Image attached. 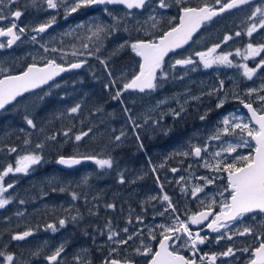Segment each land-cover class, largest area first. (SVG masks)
<instances>
[{
    "label": "snow or ice",
    "instance_id": "6c2138e0",
    "mask_svg": "<svg viewBox=\"0 0 264 264\" xmlns=\"http://www.w3.org/2000/svg\"><path fill=\"white\" fill-rule=\"evenodd\" d=\"M173 2L178 8V14L172 17H164L159 10L170 9L173 5L169 0H26L25 9L32 7L37 12L54 14H50L45 21L37 23L35 26H20L18 21L23 15V11L19 8L13 11L11 8V5H16L18 0H0V22H8V26H0V38H7L6 42L0 40V50L12 48L18 41L22 42V38L26 37L28 42L39 44L45 54L49 52L57 54L58 59L62 61L58 62L56 56L52 58L43 56L40 57L42 62L37 63L35 62L36 57H33L34 62L29 63L18 74H11L9 68L0 66V111H6L7 107L14 103L21 105V102L25 99V94L33 93L34 90L47 85L49 87L48 92L37 96L36 100L31 103L22 105L25 124L30 129H36L37 125L32 111L37 103H42L46 97L53 94L52 89L62 87L60 83L56 82V78L61 76L62 73L84 68L88 65L87 58H93L98 61L106 74L107 82L103 84L104 90L110 93L111 100L118 101L123 105L122 111L126 117L127 125L131 126V131L136 140L140 141L141 137L138 130L144 125L151 122L154 127H159L165 115H171L173 119H178L186 111L184 105L189 102V99L198 101L201 97L191 96L189 93V98L185 99L183 103L180 102L179 97H173L172 99H175L179 105V110L169 108L166 113H162L159 119L155 120L150 116H146L142 125L137 122V117L132 114L133 110L125 103L123 97L126 93L144 94L155 92L170 79L182 80L183 76L177 77L173 73L177 67L185 69V74L189 70L196 71L197 60L193 59V55L198 58V63L204 69H211L214 66L237 68L241 70V75L249 81L253 80L258 70L264 69V57L259 59L255 67H249L246 63L236 64L233 59H230V57L236 56L244 61L255 60V58L261 57V53H264V43L254 45L251 42L254 33L264 30V0L252 7L250 15L246 16L249 23L243 31H236L234 35L225 34L222 41L213 44L205 51H197L193 55L166 61V57L170 53L183 49L185 45L193 40L194 34L213 21L215 17L233 9L253 5V0H215V5L209 4L205 0L203 4L197 7L187 6L186 0H173ZM98 5L104 6L103 11L110 17L111 23L90 18L88 21H82L74 27H70L62 33V36L69 37L74 41L70 45L71 51L66 50V47L69 46L65 45L63 40L60 41L61 46H55V37L40 43L43 35L56 24L60 10H63L64 18L67 19L81 9ZM109 5L123 6L127 11L123 15H117L108 7ZM133 10H138L141 14L147 12V18L143 22L137 21L136 25L130 24V19L134 17ZM165 19L169 25L168 28L160 32L159 35H155L156 32L160 31L161 21ZM121 31L128 33L129 38L116 44L107 56H102L101 53L105 50V41ZM132 31L143 33L144 38L131 39ZM242 35L247 36L250 41L244 45L243 49L237 47L234 53L217 51L221 49L222 45L233 40L234 37ZM126 50H130L134 57L138 59L135 60L133 70H124L119 75H115L111 62L114 57L120 56ZM69 56L75 59L69 60ZM220 93L225 95L221 97ZM244 94L249 98L248 101L241 99L237 92H232V96L247 109V118L235 112L224 115L217 122V125L210 130L203 144L193 143L190 139L185 149L172 154L173 156L198 161L199 167L214 174L211 176H196L192 171L194 168L192 163H189L185 169L176 167L169 169L173 174L182 170L189 173L187 177L179 176L175 183L180 186L181 195H190L192 199L198 200L199 207L202 210L188 214L186 219H181L177 205L164 191V184L158 174L160 169L165 168L169 157H165L164 161L158 165H154L151 160L148 161L155 184L160 189V194L150 195L145 201H141L142 211L146 210L145 205L147 204V206L155 209L154 218L155 216L166 217L170 222L157 224L155 228L145 225L148 240L155 241L159 236L158 247L155 250L142 238L140 239V245L133 249L136 255L150 257L147 264H197L195 259L180 255L178 249L189 248L195 253L198 251V245L210 242L208 235H202L205 228L208 232L217 234L214 237L217 244L225 239L233 241L235 237L251 236L254 239L241 248L230 245L220 253H203L199 257L201 264L205 260L208 261V264H215L218 257H235L237 251L249 254L247 264H264V82L258 88H247ZM203 95L216 96L217 103L215 107L221 109L227 99L224 81H220L218 87L210 89L207 93H201V96ZM60 99L63 100L64 97L61 96ZM168 102V98L159 100L155 107L158 108ZM81 109L82 103L76 102L66 109V114L69 117L75 116ZM151 110L154 111L155 108ZM103 111L102 106L97 107L93 115ZM207 116L208 111L201 114L199 119L202 122L206 121ZM74 128L75 125H72L60 133L48 135L43 141L35 143L34 147L32 141L26 136L23 140L22 152L16 146L5 145L8 155L15 153L16 157L14 163H8L0 168V209H5L13 202V197L6 194L15 187V182L5 184V178L9 174L28 175L35 166L44 163L45 158L42 155V150L46 147L47 141H56L58 135H62L65 138V143L71 142L78 148L80 143L92 132L91 127L86 131H74ZM20 131L24 132L25 129L21 128ZM113 132H115V129ZM126 136L127 131L121 129L119 134L114 135L112 138V143L118 146ZM209 141L219 143L210 145ZM139 147L142 149L143 144L140 143ZM211 148H215V151H210ZM241 148H247L249 151L247 154H241L238 152V149ZM83 161H91L100 170L113 169L115 166V160L111 155L103 156L100 153L87 154L76 151L70 156L59 155L56 159L58 165L68 168L80 165ZM180 162L183 163V161ZM220 173L225 174V176L221 177ZM192 177L201 181V183H192ZM143 178V175H138L135 179L129 181L124 173L120 172L117 182L121 185L136 183L137 180ZM224 180H226V184H224L222 190L218 189L216 193L222 199L218 203L219 210L215 211L216 199L214 197L209 200L201 199V194H205V189L208 186L215 184L217 181L223 183ZM87 183L88 178L84 177L82 184L87 185ZM59 191L65 192L68 191V188L61 187ZM225 193H227V196H225ZM70 195L73 201L80 198V195L75 191L70 192ZM93 199H98V197ZM85 200L87 202L86 196ZM153 201L158 202L163 210L156 208V205L152 203ZM19 203L24 204L25 201L21 199ZM115 207L114 203L105 204L106 209L115 210ZM65 211L70 213L71 209H65ZM89 213L96 214L91 209H89ZM15 215L23 217L25 213L18 211ZM247 216H251L254 222L259 220V224H245L242 227H236L241 219ZM80 219L78 213L75 215L70 214L60 218L57 222L47 223L45 230L56 233L69 223H78ZM136 221L139 224H144L142 216H137ZM127 223L131 224L132 220L129 218ZM192 225L201 227L193 232L190 227ZM155 229H160L158 235ZM143 231L138 229L130 232L128 227L117 231L113 229L112 222L109 220L101 234H106L107 241L114 244L115 247L109 248L108 255L104 257L101 264H134L128 256L120 258L118 250L121 246L128 245L134 237H142ZM121 232L125 236H121ZM33 234L34 230L29 228L23 232H13L10 239L11 241H25ZM66 246V241L61 242L51 254L44 256V259L48 264H63L62 254L65 253ZM7 247L6 244L3 249H0V264H16L15 254L8 252ZM87 252V249H80L79 253L72 257L75 264H92V261L87 257ZM125 252H127L126 248ZM40 254V248L32 253L33 256H39Z\"/></svg>",
    "mask_w": 264,
    "mask_h": 264
},
{
    "label": "rangeland",
    "instance_id": "374dc122",
    "mask_svg": "<svg viewBox=\"0 0 264 264\" xmlns=\"http://www.w3.org/2000/svg\"><path fill=\"white\" fill-rule=\"evenodd\" d=\"M212 5H215V0H207ZM170 3H172V7L168 10H159L161 14L164 17H172L175 11L178 10V8L175 6L173 0H169ZM205 0H186L187 6L191 4H201L204 3ZM26 4V3H25ZM25 9V7H24ZM115 14L117 15H123L125 10L121 8H110ZM27 15H30V18L33 19L32 21H28L32 23V26H35L34 22L36 19H38L37 16H35V8L28 7L27 9ZM252 9H248L245 11H241L236 15H226L223 16V18H220L216 21H212V23L207 26V29L202 32V34L198 37L199 42H201V45L203 46L204 41L210 42V45L207 47L212 46L215 43H219L223 40V37L225 34L234 35L236 31H243L246 28L247 23H249L246 20V16L250 15ZM63 11V10H62ZM37 12V11H36ZM45 12H37L38 15H44ZM148 13L144 12L141 14L140 12H135L134 17L130 19L129 23L132 25H136L137 21L143 22L147 18ZM90 18L93 19H99L107 23H111L110 17H108L104 11L103 8L98 9H81L79 12L72 14V16L68 17V21L63 23L61 25V29L59 30V33H57L58 37L60 39H65L69 37L62 36V33H64L66 30H68L70 27H74L77 23L82 21H88ZM27 21V20H26ZM167 22L166 19L162 20L161 23ZM159 25V32L163 31L164 25ZM138 26V25H137ZM158 32L155 33L157 35ZM83 35V33H81ZM129 34L121 31L120 33L115 34L113 37L107 39L105 41V50L103 53L108 55L109 51L118 43L122 42L124 39H128ZM131 39H137V38H144L143 33H137L136 31L131 32ZM71 39V38H70ZM73 40L70 41V44H68L69 47H66L67 51H71L70 45ZM249 41V38L245 35H242L240 37H234L233 40L229 41L227 44L222 45L221 49L223 52L229 51V50H235L237 47H240L243 49L244 45H246ZM251 42L256 45L259 43H264V30H259L257 33L253 34V37L251 38ZM65 43V42H64ZM207 43V42H206ZM59 44V43H58ZM199 43L195 41V43L191 44L190 47L182 52L180 54V57H186L189 55H193L197 51H205L207 47L201 48L198 45ZM60 45V44H59ZM61 46V45H60ZM196 46V47H195ZM129 53L130 54V62L129 64L124 65H115L114 66V74L119 75L121 71L124 70H133V66L135 63L136 58L134 57V54L131 53L130 50H126L125 52L121 53L120 55ZM234 53V52H233ZM264 57V53H261V57L255 58V60H248L244 61L240 57L232 56L230 59H233L234 63L240 64V63H246L249 67H255V64L259 62V59ZM193 59L197 60V64L195 65L196 71H187L185 74V69L179 68L180 70H175L173 73L174 76H183L184 78L181 79H170L167 83L164 84V86L160 89H158L155 92L150 93H144L142 95L137 93H126L123 97L124 101H130L132 104H134L137 108L134 111V116L137 117V122L140 124H144V118L146 116H150L153 120L159 119L162 113H166L169 108H174L176 110H179V105L175 99H172L173 97H179V100L181 103L185 99H188V94L190 93L191 96H200V100H190L187 104L184 105L186 111L181 115L178 119H173L171 115H165L163 120H161L159 127H154L151 122H149L147 125H144L142 128H140L139 135L140 137L144 136L146 138H151L153 135H160L162 133H170V139L167 142V145H163L162 150L159 149V154L157 155V158L155 162H152L154 165L160 164L162 161H164L165 157H169L170 160H176L177 162L170 161L166 163V166L164 169H160L158 174L161 178V181L164 184V191L172 198L173 202L177 205L179 209V213H182L181 219H186L188 214L197 212L199 209V201L194 200L188 196H182L179 191V185L175 183V181L179 178V176H189L188 172L180 171L179 173L173 174L171 171H169L172 166H175L176 168L185 169L188 167L189 163H192L194 165V168L192 171L195 173L196 176H205V175H214L213 173H209L206 169L199 167V162L192 160V159H185L181 156H173L172 154L176 151L183 150L186 148L189 140L191 139L193 143H200L203 144L204 140L206 139L207 135L209 134L210 130L213 129L214 126L217 125V122L222 119L224 115H227L231 112H235L238 115H241L245 118L248 117L247 109L243 107V105L239 102V100L235 99L232 96V92L235 91L239 94L240 98L248 101V97L244 94L245 90L247 88L251 87H259L262 82H264V69L258 70V73L256 76H254L253 80L249 81L245 79L241 75V70L237 68H227V67H217L214 66L211 69H204L202 65L198 63V58H196L193 55ZM191 67V66H190ZM90 68L84 70L88 71ZM181 81V82H180ZM220 81H224V87L227 91V99L226 103L221 109H216L215 105L217 103L216 96L209 97L207 95L201 96V93H207L210 89L216 88L219 86ZM177 84V85H175ZM238 86V87H237ZM172 90V91H171ZM171 91V92H170ZM225 94L220 93V96L223 97ZM168 98V103L161 105L160 107L156 108L157 101ZM28 102V101H27ZM25 103V102H24ZM23 103V104H24ZM22 104V105H23ZM255 106V105H254ZM20 107H15L11 112L9 113H3L0 116V134L5 136L8 139V136L13 131H18V127H22L19 119L22 118V114L20 112ZM22 108V107H21ZM155 108V110H151ZM210 109V111H209ZM206 111H208V116L206 121H201L199 119V116L201 114H204ZM21 117V118H20ZM166 124L170 126V128L167 129ZM131 128V126H130ZM30 130V129H29ZM132 137L136 138L135 135L132 132ZM4 138V137H3ZM2 138V139H3ZM0 139V141L2 140ZM230 139V138H226ZM150 139H148L149 141ZM234 142V141H233ZM219 142L216 141H209L210 145L218 144ZM170 148V149H169ZM210 151H215V148H211ZM249 149L247 148H241L238 149V152L241 154H247ZM169 152V153H168ZM8 156H15L16 154H11ZM15 157L13 158V162L8 163H14ZM7 157L2 156V160L0 161L2 166H6L8 163L5 164L7 161ZM146 158V157H145ZM150 159L146 158V169L151 173L148 161ZM180 161H183L181 163ZM49 164H56L55 162L52 163L50 158H45V162L41 164V166H47ZM94 164V163H93ZM38 166H35L34 169L28 174H9L5 178V184L7 183H13L15 182V187L13 189L9 190V193L6 195H11L13 197V202L9 204L5 209H0V212L6 211L9 208L12 207L13 213L11 216H6V221L4 222L7 224L4 228H2V231L5 233L3 235V239L0 241V249H3L4 245H8L7 251L14 253L16 257V264H48V262L44 259V256L51 254V252L57 247L61 242H67L65 253L62 254L63 257V264H75L72 257L79 253L80 249H87L88 252H100L101 250L105 248L115 247L114 244H110L107 241V235H102V230H105V224L111 220L113 229L119 231L120 229L124 227H128L129 231L132 232V223L128 224L127 221L130 218L132 220V208L129 206L128 199L132 198V183H126V184H119L118 187H115L113 191V195L115 194L118 198H122L123 204L117 205L115 201H109L108 203H114L115 204V210H118V219L108 217L106 220L105 217L100 216V224L98 221L96 223L94 221H91L87 219V215H82L81 208H78V204L82 202V206H87V202L85 200V196L87 195L88 188L90 186V179L92 176V169L96 173H100L104 175L108 169L100 170L97 168V166L94 164L91 170H77L72 172H67L63 174V178H59V176H56L55 174L50 177L45 178H38L37 175V168ZM152 174V173H151ZM221 177H224L225 174L220 173ZM84 177L88 178L87 185L82 184V179ZM151 177L154 180L153 174ZM21 178H24L21 181ZM127 180L131 181V177H126ZM99 180H102L100 178ZM145 180V179H144ZM192 183H201V181L196 180L194 177L191 178ZM147 182V179H146ZM19 183L21 184H32L28 185V187L23 188V192H25L26 195H17L16 190L20 189ZM224 184H226V180L223 181H217L215 184L208 186V188L205 189V194H201V199L209 200L211 198H215L217 201V205L219 201L222 199L220 196L216 195L218 189L222 190ZM86 186V190H83V187ZM148 190H147V196L150 195H158L160 194L159 187L155 184L149 185L148 181ZM61 187H67L68 191L60 192L59 188ZM53 189H56L55 191ZM168 189V191H167ZM170 190V192H169ZM75 191L80 195V198L76 201H73L71 199L70 192ZM89 193V192H88ZM89 195V194H88ZM225 196H227V193H225ZM88 197V196H86ZM23 199L25 201L24 204H20L19 201ZM178 203H180V206H178ZM52 206H51V205ZM153 204H159L158 202H155ZM63 207L64 209H71V212H67L68 214H79L81 219L78 221L77 227H75L73 223H69L65 228L60 229L56 233H52L51 231L45 230V225L47 223H53L57 222L52 217H45L41 220V226L38 228L34 227V234L28 238H26L25 241H11L10 237L11 234L10 231L19 230V232H23L29 228L32 229L31 225H27V217L26 215L28 213L26 208L27 206L31 207L32 209H41L44 213H47L45 208L48 209L50 215L53 216L54 208L55 206ZM158 207L160 210H163L161 208V205L159 204ZM52 211H51V209ZM88 210L90 207H88ZM153 208V207H152ZM196 208V209H195ZM154 209V208H153ZM195 209V210H194ZM111 209H106L109 215L112 214L113 211ZM194 210V212L192 211ZM23 212L25 215L23 217H18L15 214L17 212ZM51 211V212H50ZM84 213V212H83ZM1 217V214H0ZM160 217V216H159ZM163 221L157 220L158 217H153L150 221L149 226L155 228L157 224H163V223H169L170 221L166 217H161ZM4 220V219H2ZM21 222V224H19ZM259 224V220L253 221L251 216H247L241 219V221L236 225V227H242L245 224ZM74 226V227H73ZM36 228V229H35ZM81 229L83 231L88 230V234L92 230L98 231L97 235H94L93 241H88L86 236H83L80 234V237H78L76 230ZM156 232L160 229H155ZM224 231V230H222ZM86 233V232H85ZM84 233V234H85ZM87 234V233H86ZM202 235H208L210 237V242L205 243L204 245H198V251L193 253L189 248H180L181 251L186 252V258L195 259L197 261V264H201L199 257L203 253H210L211 247L212 251H215L213 249V246H217L218 250L220 249L219 253L226 250L228 246L233 245L236 248H241L249 243L252 242L253 239H249L250 236L245 237H235L233 241L228 240H222L219 244L216 243L214 237L217 235L216 233H210L205 228L202 232ZM121 236H125L123 232H121ZM126 238V237H125ZM126 248L127 252H132V240L129 241L128 245L121 246V248ZM41 249V254L39 256H33L32 253L37 249ZM128 254V253H127ZM132 258V255H131ZM244 260V264H247V260L249 259V254L242 253L237 251L235 257H218V261L215 262V264H232L234 262H237L238 260ZM96 262L92 263L95 264ZM101 264V262H99ZM203 264H208V261L205 260Z\"/></svg>",
    "mask_w": 264,
    "mask_h": 264
},
{
    "label": "trees",
    "instance_id": "16d2710c",
    "mask_svg": "<svg viewBox=\"0 0 264 264\" xmlns=\"http://www.w3.org/2000/svg\"><path fill=\"white\" fill-rule=\"evenodd\" d=\"M207 2L211 4L209 1ZM201 4H191L190 6L197 7ZM177 14L178 10L171 15L176 16ZM161 24H165L163 31L166 30L169 26L167 22H162ZM201 33H199V35ZM159 34L160 32L157 33V35ZM199 35L193 40L191 44L195 43L196 41V43H199L198 45L201 48V42H199L198 40ZM71 40L72 39H66L65 43L70 44ZM208 45H210V42L204 41L202 47L205 48ZM180 54L181 53H179L178 56H172L167 61H172L178 58ZM101 55L107 56L103 52L101 53ZM74 59L75 58L73 57L70 58V60ZM87 59V66H85L79 72H70L69 74H67L62 80L57 82L62 85L61 88L52 89V95L46 97L42 103H37L36 107L32 111V115L37 125L36 129L28 128L24 120L19 119L22 127H18V131H13L12 133H10L8 139L3 136V134H0V139L4 137L0 141V161L2 160V156H6L7 161L5 162V164L8 162H13V158L15 156H8L7 148L5 147V145L16 146L22 152L23 140L26 138V136L32 141L34 147L35 143L43 141L46 136L52 135L54 133H60L64 129L71 127L72 125H75L74 131H86L89 127H91L92 132L80 143L78 148L75 147L71 142L65 143V138L62 135H58L56 141H47L46 147L42 150V155L44 156V158H50L52 163H56V159L59 155L70 156L76 151L87 154L100 153L103 156L111 155L115 160V166L113 169H108L107 172L102 175L93 171L92 168H94V164H84L70 171L60 169L57 164H49L47 166L38 165L36 176L41 179L50 177L55 174L56 176H59V178H63V174L67 172L92 169L90 186L88 188L86 196H88L87 206L90 207L92 212H95L96 214H90L87 206H82V202H80L77 206L78 208H81L82 215H87V219L94 221L95 223L96 221H98L100 224H102L99 219L100 216L105 217V220L108 217H116V219H118V210L113 211L112 214L109 215L106 211L105 204H107L109 201H115L117 205H125L122 198H118L115 194L113 195L115 187H118L119 185L117 181L118 174L120 172H123L125 177H131L132 180L135 179L138 175L144 176L143 179L137 180L136 183H132V187L135 188V207H142V198L140 199V197L146 192L148 188V181L149 185H154V180L151 177L152 174L145 167L147 164L146 158L150 159L152 162H155L157 158L156 154H159L158 151L159 149L162 150L163 145H167V142L169 141L171 135H169L170 133H162L156 136L153 135V137L151 138L142 136L140 141H137L136 138L132 137L131 128L129 125H127L126 117L124 116L122 111L123 105H121L118 101L111 100L110 93L106 92L103 88V84L107 82V77L102 70V66L99 65L98 61L93 58ZM130 62H132V60H130V54L126 53L118 57H114L111 62V66L114 69L115 65H124L129 64ZM88 68H90L88 71H84ZM176 70L180 69L177 68ZM48 91L49 87H47L45 90H41L25 96V99L21 102V105L14 104L6 111L2 112L0 116L3 113L11 112L17 106H21L22 108L20 107V112L23 113V118L24 111L22 104L24 102L31 103L32 101L36 100L37 96L44 95V93ZM61 96L64 97L63 100L60 99ZM76 102L82 103L81 111L75 116H67L66 109ZM125 103L133 110L132 114L134 115V111L137 107L130 101H125ZM101 106L103 107L104 111L93 115L94 110L97 107ZM81 121H83V123H81ZM166 127L167 129L170 128V126L167 124ZM21 128L25 129V131L21 132ZM41 129H43V131H41ZM114 129L115 132H113ZM121 129H125L127 131V136L117 146L112 143V138L114 137V135H118ZM148 139L150 140L148 141ZM140 143L143 144L142 149L139 147ZM170 161L177 162L175 159ZM170 161L168 159V162ZM2 167L3 166L0 162V168ZM145 173L147 174L144 175ZM100 178H102V180H99ZM23 179L24 178H21V181ZM28 185L32 184L25 183L23 185L19 183L18 187H20V189L16 190V194L26 195L25 192H23V188L28 187ZM83 190H86V186L83 187ZM94 197H98V199H93ZM128 202L130 208H133L132 198L128 199ZM178 206H180V203H178ZM37 208L38 207L32 209L29 206L24 208L28 210V213L26 215H28L27 221L29 222H27V225H31L32 229L34 227L38 228L39 226H41V220L47 216L52 217L56 221H58L60 218L70 215L65 211L63 207L57 205L54 208L55 214L53 216L50 215L51 213H49L47 208H45V210L46 212H48V214ZM12 213V207L6 211L0 212V241L1 239H3V235L5 234L2 231V228L7 225L4 223L6 221L5 218L6 216H11ZM19 224H21V222ZM77 225L79 224L75 223L74 226L77 227ZM17 231L19 232V230H14L10 231V233ZM76 232L78 234V237H80V234H82L83 236H86L88 241H93V239H96L94 238V235L98 234V231L96 230H92V232L90 231L89 234L88 230L83 231L81 229H77Z\"/></svg>",
    "mask_w": 264,
    "mask_h": 264
},
{
    "label": "flooded vegetation",
    "instance_id": "af4514ba",
    "mask_svg": "<svg viewBox=\"0 0 264 264\" xmlns=\"http://www.w3.org/2000/svg\"><path fill=\"white\" fill-rule=\"evenodd\" d=\"M25 3H26V0H18V3L16 5H11V8H12L13 11H15L17 8H19V9H21L23 11V15L21 16L20 20L18 21L20 26H25V25H31L32 26V23H30L28 21H32L33 22V19L30 18V15L26 14L27 10L24 9ZM258 3H261V1L253 2L252 6H245V7H242L241 9H235V10L229 12V13L236 14L237 12H239L242 9H243L242 11L247 10V9H245L247 7H250L252 9V7H254L255 4H258ZM36 13L37 12L35 11V16H37L38 19H36L34 24L43 22L49 17L50 14H54V13L45 12L44 15H38ZM66 21H68V18L65 19L64 18V12L62 10H60V12H59V14L57 16L56 24L51 29H49L46 34L43 35V39L40 40V43H44L46 41H49L51 38L55 37V41H54L55 46H56L57 43L60 44V41L63 38L60 39L58 37L57 33H59V30L61 29V25L63 23H65ZM0 26H8V22L7 21L0 22ZM6 39L7 38H0V40H3L5 42H6ZM64 44L68 45L66 43H64ZM50 46H52V45H50ZM33 48H34V44L28 42L26 37L22 38V42L18 41L17 44L14 45L12 48H5V49L0 50V66L9 68L11 74H18L19 72L23 71L24 68H26V66L29 63H33L34 62L33 57H36V61L35 62H37V63L42 62L40 60V57H43V56H47V58H52V57L56 56L57 59H58L57 54H54V53H51V52L45 54L43 52V50H41L39 48H36V49H33ZM217 51L221 52L222 50L218 49ZM226 52H235V50L234 51L233 50H229V51H226ZM58 62H62V61H60L58 59ZM147 197L148 196H147V194L145 192L144 194L141 195L140 199L142 198L141 201H145ZM135 204H136V202H135V188L132 187V205H133V208H132V231H135V230H138V229L144 230L143 231V236L142 237H134L133 238V240H132V252L131 251L125 252V248L124 247L120 248L118 251H119L120 258L128 256L134 262V264H147V262L150 259V257L136 255L135 252H133V249H135L136 247H138L140 245V239L141 238L144 239L146 243L150 244L152 246L153 250H155L158 247L159 236H158L157 240L150 241L147 238L148 237V233H147V230L145 229V225L149 226L151 219L154 217L155 209L151 208L150 206H147V204H146L145 205V209L146 210L142 211V207L141 208H136ZM156 208L160 209L158 206H156ZM200 210H202V209H199L198 211H200ZM214 210L215 211L219 210L218 205L214 207ZM178 214L180 216H182V213L178 212ZM137 216H142L143 217L144 224H139L136 221V217ZM156 217H158L157 220L163 221V219L161 217H159V216H156ZM190 227H191L192 231L195 232L201 226L192 225ZM159 231L160 230H158L157 235L159 234ZM249 239H254V238L250 236ZM217 248H218L217 246H213V249H215V251H212V247H211V250H210L209 254L219 253L220 249L218 250ZM108 251H109V248H105V249L101 250L99 253L96 252V251L90 252V253H87V257H88V259H90L92 261V263L96 262L95 264H99V262H102L104 257H106L108 255ZM178 252H179L180 255H184L186 257V255H185L186 252L181 251V249H178ZM131 255H132V258H131ZM225 258H227V257H225ZM243 262H245V261L240 259L237 262H234L232 264H244Z\"/></svg>",
    "mask_w": 264,
    "mask_h": 264
},
{
    "label": "water",
    "instance_id": "95a60500",
    "mask_svg": "<svg viewBox=\"0 0 264 264\" xmlns=\"http://www.w3.org/2000/svg\"><path fill=\"white\" fill-rule=\"evenodd\" d=\"M253 1H256V0H253ZM102 7L103 5H98V6H93V7ZM109 6H111V7H121V8H123V6H113V5H109ZM124 9V8H123ZM126 10V9H125ZM197 34V33H196ZM196 34H194V36L196 35ZM190 43V42H189ZM188 45V44H187ZM187 45H185L184 46V48L187 46ZM183 48V49H184ZM183 49H178V50H183ZM177 50V51H178ZM170 54H172V53H170ZM169 54V55H170ZM167 58V57H166ZM79 70V69H78ZM64 73H62L61 74V76H59V77H57L56 78V80L57 79H59L60 77H62V75H63ZM51 83V82H50ZM45 87H47V85H44V86H42L41 88H39V89H36V90H34V92L35 91H38V90H40V89H44ZM28 94H30V93H28ZM25 95H27V94H25ZM12 106V105H11ZM10 106H8L7 108H9ZM0 112H2V111H0ZM84 164H92V162L91 161H83L80 165H76V166H73V167H71V168H68V167H65V166H62V165H58V167H60L61 169H63V170H71V169H74V168H77V167H80V166H82V165H84Z\"/></svg>",
    "mask_w": 264,
    "mask_h": 264
},
{
    "label": "bare ground",
    "instance_id": "6f19581e",
    "mask_svg": "<svg viewBox=\"0 0 264 264\" xmlns=\"http://www.w3.org/2000/svg\"><path fill=\"white\" fill-rule=\"evenodd\" d=\"M153 158V157H152Z\"/></svg>",
    "mask_w": 264,
    "mask_h": 264
}]
</instances>
